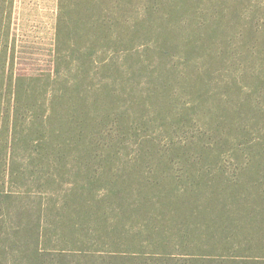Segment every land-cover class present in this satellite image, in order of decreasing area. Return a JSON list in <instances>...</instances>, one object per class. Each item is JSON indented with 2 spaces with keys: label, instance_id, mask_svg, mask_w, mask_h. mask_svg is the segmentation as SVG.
Masks as SVG:
<instances>
[{
  "label": "trees",
  "instance_id": "trees-1",
  "mask_svg": "<svg viewBox=\"0 0 264 264\" xmlns=\"http://www.w3.org/2000/svg\"><path fill=\"white\" fill-rule=\"evenodd\" d=\"M12 8L0 264H264V0H58L45 80Z\"/></svg>",
  "mask_w": 264,
  "mask_h": 264
},
{
  "label": "rangeland",
  "instance_id": "rangeland-1",
  "mask_svg": "<svg viewBox=\"0 0 264 264\" xmlns=\"http://www.w3.org/2000/svg\"><path fill=\"white\" fill-rule=\"evenodd\" d=\"M57 9L58 0H13L11 31L15 64L25 69V73L44 80L49 77Z\"/></svg>",
  "mask_w": 264,
  "mask_h": 264
}]
</instances>
